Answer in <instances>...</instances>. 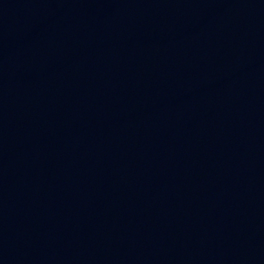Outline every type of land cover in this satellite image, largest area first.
Listing matches in <instances>:
<instances>
[{"label": "water", "instance_id": "obj_1", "mask_svg": "<svg viewBox=\"0 0 264 264\" xmlns=\"http://www.w3.org/2000/svg\"><path fill=\"white\" fill-rule=\"evenodd\" d=\"M0 264H264V0H0Z\"/></svg>", "mask_w": 264, "mask_h": 264}]
</instances>
